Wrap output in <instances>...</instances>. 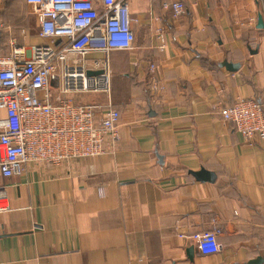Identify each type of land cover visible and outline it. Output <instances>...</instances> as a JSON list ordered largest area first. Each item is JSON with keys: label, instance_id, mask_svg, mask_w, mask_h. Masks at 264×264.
Returning <instances> with one entry per match:
<instances>
[{"label": "crops", "instance_id": "0c3cea01", "mask_svg": "<svg viewBox=\"0 0 264 264\" xmlns=\"http://www.w3.org/2000/svg\"><path fill=\"white\" fill-rule=\"evenodd\" d=\"M126 1L133 50L109 55L110 96L71 97L118 111L116 148L0 178V264H264V140L245 142L219 114L238 99L264 110V0ZM177 1L174 17L163 5ZM27 13L24 0H0L2 52L11 38L61 43ZM200 170L214 177L199 181ZM214 223L221 250L201 255L188 237Z\"/></svg>", "mask_w": 264, "mask_h": 264}, {"label": "built area", "instance_id": "2783aa9c", "mask_svg": "<svg viewBox=\"0 0 264 264\" xmlns=\"http://www.w3.org/2000/svg\"><path fill=\"white\" fill-rule=\"evenodd\" d=\"M24 0L27 14L38 21L39 37L59 44L0 47V178L25 172L28 163L60 167L66 162L114 151L119 141L120 114L111 107L73 102L74 95L110 96L109 55L133 50L134 22L126 0ZM174 17L184 13L182 2L163 5ZM101 54L102 58L87 57ZM100 72L88 75L89 72ZM56 92L58 103L50 96ZM41 95V96H40ZM247 143L264 140V110L254 100L238 99L220 108ZM9 210V192L0 184V213ZM194 233L197 251L220 252L218 226ZM185 238V236H182Z\"/></svg>", "mask_w": 264, "mask_h": 264}, {"label": "water", "instance_id": "95a60500", "mask_svg": "<svg viewBox=\"0 0 264 264\" xmlns=\"http://www.w3.org/2000/svg\"><path fill=\"white\" fill-rule=\"evenodd\" d=\"M258 28H263V23H262V17L259 16L258 18V23H257ZM223 66L230 72H235V70L238 69L239 64H229V63H224ZM100 72H89L88 75L90 76L91 74H99ZM193 177H196L197 180L206 182V180H211L214 176L210 174L209 172H205L203 170H200L198 172H192L191 173ZM192 251V249H189V253ZM264 261V259H262Z\"/></svg>", "mask_w": 264, "mask_h": 264}, {"label": "rangeland", "instance_id": "374dc122", "mask_svg": "<svg viewBox=\"0 0 264 264\" xmlns=\"http://www.w3.org/2000/svg\"><path fill=\"white\" fill-rule=\"evenodd\" d=\"M29 17H30V15H29ZM26 23H27V25H34L35 24V22H34V20L33 19H31V18H26ZM37 28L35 27V29L33 30V32H30L28 35H27V39H29V38H32V37H37ZM116 79V78H115ZM110 82H111V85H112V83H114L113 82V79H111L110 80Z\"/></svg>", "mask_w": 264, "mask_h": 264}, {"label": "trees", "instance_id": "16d2710c", "mask_svg": "<svg viewBox=\"0 0 264 264\" xmlns=\"http://www.w3.org/2000/svg\"><path fill=\"white\" fill-rule=\"evenodd\" d=\"M0 45H1V43H0ZM2 52V51H1ZM4 53V52H3ZM4 54H6V53H4Z\"/></svg>", "mask_w": 264, "mask_h": 264}]
</instances>
